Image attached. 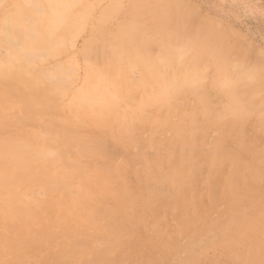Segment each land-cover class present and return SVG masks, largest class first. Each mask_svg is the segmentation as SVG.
Listing matches in <instances>:
<instances>
[{
  "label": "rangeland",
  "instance_id": "374dc122",
  "mask_svg": "<svg viewBox=\"0 0 264 264\" xmlns=\"http://www.w3.org/2000/svg\"><path fill=\"white\" fill-rule=\"evenodd\" d=\"M34 40L44 42L31 56L36 73L56 93L49 99L50 116L63 114L92 72L109 74L116 81L114 88L124 93V98L116 99L112 130L81 129L83 135L104 132L112 159L83 155L76 148L68 155L94 175L106 163L111 166L116 189L104 200L106 205H115L122 183L133 187L147 179L146 166L138 160L141 155L164 158L172 151L177 130H187L189 123L196 128L197 147L207 167L195 178L188 215L165 181L169 171H164L163 182L159 173H153L160 197L151 211L145 206L137 213L125 208L131 231L123 239L126 251L117 254L127 256L129 251L135 257L132 264H264V0H0V62L10 48L18 47L16 42ZM88 46L91 51L86 54ZM168 51L173 53L170 63L162 61ZM174 85L179 90L160 100V94ZM204 95L209 108L205 125ZM235 102L250 112L242 148L236 133L221 135L218 119ZM161 105L171 111L159 121L152 115L161 116ZM142 106L147 107L146 121L135 115ZM127 130L129 143L111 136ZM218 146L226 154L215 166L213 150ZM252 163L257 176L251 180L247 169ZM228 182H253L259 192L245 193L224 215L228 205L222 187ZM203 216L208 223L202 226L201 220L195 221ZM251 217L259 220L256 229L231 239ZM90 232L89 228L79 239L90 240ZM26 250L18 262L1 242L0 264H40L43 256L57 249Z\"/></svg>",
  "mask_w": 264,
  "mask_h": 264
},
{
  "label": "bare ground",
  "instance_id": "6f19581e",
  "mask_svg": "<svg viewBox=\"0 0 264 264\" xmlns=\"http://www.w3.org/2000/svg\"><path fill=\"white\" fill-rule=\"evenodd\" d=\"M37 41L19 44L16 42L18 47L10 48L0 62V243H4L18 262L23 258V251L36 247L45 251L57 249L54 253L43 256L40 264H132L135 257L129 251L127 256L123 253L117 254L118 251L125 250L127 243L123 239L125 234L131 231L123 211L127 206L136 213L140 206H145L151 211L153 204L160 197V185L153 173H159L160 181L163 182V174L167 170L169 174L165 181L169 182L178 195L183 214L188 215L195 178L207 167L203 164L205 157L197 147L196 128L189 123L187 130H177L172 142V151L164 158L156 155L149 159L141 155L138 160L146 166L147 179L139 181L133 187L122 183L115 205H106L104 200L116 189L111 177V166L106 163L100 169V174L94 175L85 171L80 160L68 155L71 149L76 148L83 155L102 156L107 158L108 162L112 159L113 154L104 132L83 135L81 129L97 126L100 129L112 130L116 99L124 98V93H121L119 88H114L116 81L109 74L92 72L63 114L58 117L50 116L47 113L49 99L56 93L45 85L42 81L44 78L41 80L36 73L35 57L31 56L41 50L44 43H35ZM90 49L91 46H88L86 54ZM166 56L168 57H163L162 61L170 63L171 60H168L172 59L173 53L171 55V51H168ZM172 88L161 93L159 99L179 90L175 85ZM201 99L206 118L209 116L206 96ZM240 105V102H235L230 107L226 114L230 116L229 119H226V116H220L218 119L222 122L221 135L226 137L236 133L238 144L242 148L247 142L250 112L242 109ZM158 107L161 108V116L153 117L152 113L151 115L160 121L171 110L164 105ZM146 109L147 107L142 106L135 111L138 121L148 119ZM208 120L204 119V125ZM111 136L119 140L124 137L127 143L132 141L128 130L124 135L114 132ZM225 154V150L220 146L214 148L215 166L222 161ZM236 155L238 162L240 150H237ZM262 160L264 163V156ZM166 163L168 167H165ZM247 170L251 171V180L257 176L255 164L252 163V167L249 166ZM222 188L223 199L228 205L224 215L235 209L245 193H255L257 190L253 182H228ZM262 212L264 213V208ZM203 218L204 216L194 221L201 220V225H206L208 220ZM251 218L248 224L239 226L230 238L244 235L248 229L257 227L258 218ZM89 228L92 231L90 240L81 241L79 236L88 232ZM196 230L198 231V228Z\"/></svg>",
  "mask_w": 264,
  "mask_h": 264
}]
</instances>
